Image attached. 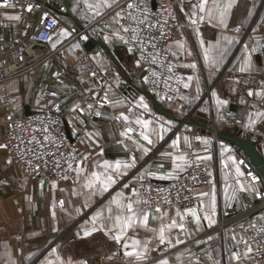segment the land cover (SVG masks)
<instances>
[{
  "label": "crops",
  "instance_id": "crops-1",
  "mask_svg": "<svg viewBox=\"0 0 264 264\" xmlns=\"http://www.w3.org/2000/svg\"><path fill=\"white\" fill-rule=\"evenodd\" d=\"M226 2L227 0H219L221 5ZM198 3L199 0H187L180 7L178 11L180 23L173 29L168 41L169 46L177 49L180 54L181 62L177 65V70L183 75L184 83L189 84L188 88L184 87L181 96L187 97L186 100L180 97V101L165 106L169 116L152 115L155 111L154 104L146 95L141 69L134 55L114 43V37L105 40V36H111V33L119 28L111 19L114 14H109L105 18L111 33H105L99 25L94 24L84 32L87 38L83 39L84 41L81 39L84 55L98 45L111 64L109 67H104L109 81V108L103 110L99 117L86 119L84 127H81L73 105L76 96L89 99L93 93V82L85 72L82 55L73 59L68 50L60 47L49 60L0 83V98L5 89L11 90L16 113L24 112L27 106L29 109H39V95L44 89L57 94L62 100L66 131L72 137L79 136L78 149L83 155H91L87 165L90 170L99 171L91 168V165L100 164L103 160L113 163L117 160L130 162L131 158L135 157V166L127 169V175L121 176L117 184L112 185L107 192L101 193L98 190L83 188L85 182L83 176L79 180L74 178L52 182L42 178L27 179L6 163L4 148H0V264H47L49 260L53 264H60L56 256L62 261L71 258L74 261H87V264H157L158 260L164 258L168 259L169 264H214V261L230 264V252L236 251L235 242L231 237L235 234L238 238L239 229L234 227L222 233L214 232L211 229L215 224L209 226L207 220L201 219L197 230L198 226L191 216L185 217L183 230L174 228L167 232L172 245L177 239L186 241L201 233H205L206 236L195 238L184 249L154 257L157 247L161 244L157 233L150 229L158 231L162 223H170V217H175L177 210L173 208H161L169 214L161 220L159 218L161 213L156 211L157 206L139 205L138 210H147L151 216L158 218L153 220L150 216L147 228L129 229L121 244L109 239L104 231L99 230V221L95 225L98 229L96 232L89 236L83 235L84 231H91L93 228L91 217L95 213L103 212L105 217L109 215L106 209L113 196L122 190L126 197L131 195V189L134 188L129 178L131 174L152 171L155 175L149 176L151 178L169 179L166 178L168 173L177 170L174 169L171 159L162 157L161 153L185 154L182 149L188 144L193 148L195 156H211L210 160L204 161L212 165L214 182L209 187L195 192L198 208L201 199L207 203L210 197H198L197 193H212L214 190L216 208L213 219L217 222L222 216L245 208L255 201L252 199L253 192L239 191L231 176L225 180V173L229 170L224 168L221 160L228 154H221L222 146L233 150L234 145L230 143L221 145L220 140H214L212 130L206 129L202 132L200 127L187 121H200L208 127H212L214 123L217 130H229L239 134L240 137H249L250 133H256L257 148L264 158V118H258L257 123L251 128L244 127L248 123L250 114L256 118V112H264V98L248 95L250 90L254 93L264 90V33L260 32L264 22V0H235L232 8L223 17V23L220 22L218 12L211 18L204 13L203 21L199 20L198 16L193 17L194 11L199 15L198 8L192 7L193 4L198 5ZM207 7H214L212 0H208ZM68 9L82 26H87L95 18L85 6L84 0H68ZM9 10L14 11L12 8ZM64 18L71 21V31L75 27L81 28L70 17L63 16ZM192 19H196V24H192ZM253 19V31L244 37L243 30L239 28L247 27ZM61 29L53 36L51 46L57 40L59 43L56 47L66 40L60 35ZM4 36L10 38L11 33ZM85 40L92 42L89 49L84 45ZM97 41L107 45L111 56ZM176 41L182 42L184 47L178 48ZM201 41H204L203 47ZM254 42L258 44L257 52L250 51ZM245 45L248 46L247 49ZM205 48L209 49L208 62L204 59ZM188 52H191V55H188ZM246 56L251 57L252 68L241 72L238 69L243 66ZM213 58L217 61L214 66L211 64ZM77 63H81L83 69H80ZM193 63L196 65L195 68L184 67ZM55 70L60 71L59 75L52 77ZM189 76L193 77L191 81L187 79ZM213 92L216 93L215 96ZM140 97L144 98V103L148 106L147 110L139 106ZM218 99L227 103L218 104ZM122 112L129 117V122L133 126L134 131L129 134L132 139L121 135L124 132L123 118L117 119V117ZM137 117L152 121L148 130L153 140L151 145L139 136L142 128L134 123ZM184 118L187 120L182 124ZM161 123L168 129L162 133V139L152 134V129H158ZM3 127L4 120L0 116V143H2ZM195 131H199L200 137L209 143L205 145L195 139L193 136ZM86 132L91 134V139L86 136ZM177 137H179V148L174 149L171 147V142ZM184 137H188L187 144L184 142ZM134 141L149 148L150 151L145 154L137 148ZM231 154L233 155L232 151ZM161 163L163 168L158 167ZM180 173L178 172L177 175ZM124 184H129L130 187L124 189ZM229 185L231 187L225 191ZM255 186L258 190L259 186H264V183ZM234 189H236V199H226L233 194ZM73 190L76 195H73ZM61 200L64 201L63 205L60 204ZM229 203L231 207L226 206ZM111 207L114 212L118 211L115 205ZM180 211L184 212V210ZM199 214L203 217L205 213L201 210ZM208 214H211L210 209ZM176 219L179 222V217ZM106 223L108 228H112V222L106 221ZM210 236L211 240L208 239ZM134 239L140 241V247L147 243L149 249L147 261L136 262L134 258L124 255V240L131 245ZM53 248L57 249L54 254ZM110 256L111 260L108 259ZM231 264L236 262L233 261ZM244 264L252 263L246 260Z\"/></svg>",
  "mask_w": 264,
  "mask_h": 264
},
{
  "label": "built area",
  "instance_id": "built-area-1",
  "mask_svg": "<svg viewBox=\"0 0 264 264\" xmlns=\"http://www.w3.org/2000/svg\"><path fill=\"white\" fill-rule=\"evenodd\" d=\"M186 1L145 0L149 8L148 22L156 24V28L151 29V32L159 36V30L162 26L165 37L157 41V49L153 50L150 46L145 49V55L149 51L156 55V61L154 63L151 62L150 58L148 60L143 59L140 51L132 52L136 61L140 60L139 66L146 92L164 107L173 105L180 99L184 92V77L177 70V65L181 62L180 54L177 49L169 48L168 41L173 29L180 23L178 11ZM9 2L14 4L15 7H0V11L12 8L21 19L18 20L17 25L12 29L10 38H6L3 33L0 34V83L49 60L56 54L58 48L63 47L71 39L80 35V32H87V28L94 24L99 25L105 33H111L108 27H105V18L109 14H115V11L119 10L118 8L106 10V14L95 17L87 26L79 28L80 32L75 27V29H72V34L69 38L64 40L59 46L53 48L51 41L62 26L63 12L68 9V0H9ZM0 3H2V0H0ZM28 4L34 6L32 11L27 10ZM161 4L165 7L170 6L171 16L168 15L167 11L163 12L162 15L157 14ZM122 6L126 7V4ZM45 13H47V16H45ZM42 19L43 23H41ZM53 20L56 23L49 28L48 25ZM253 21L254 19L247 27L239 28V30H243L244 37H247L253 31ZM125 23L127 22L125 21ZM260 32L264 33V22ZM47 37H51V39L49 40ZM82 41L84 40L82 39ZM113 41L126 50L128 49V45L119 39L114 37ZM253 47L258 49L257 42L252 44ZM173 52L176 55H172ZM83 55L82 57H84ZM77 64L80 69H83L85 66V72L93 82V93L91 97L85 99L82 96H76L73 103L74 106H79L74 108L79 116L81 127H84L86 119L99 117L94 114L96 111L102 113L103 110L109 108V102H103L105 92L108 93L109 81L105 73L93 65L86 57L83 62L84 66L81 63ZM168 64L172 65L171 72L166 67ZM59 72V70H55L52 73V77L56 76L55 74H59ZM153 73H156V75H153ZM145 77L148 78L147 82L144 80ZM52 93V91L44 89L39 95V109H30L28 113L15 112L13 105L14 95L11 90L5 89L1 94L0 116L4 120L1 142L8 144V147L4 148L5 161L27 179L42 178L47 182L64 180L61 177L64 174L63 169L67 167V164L64 163L61 168H57L54 161L60 158L61 153L67 157L68 153L73 152V150H75L73 155L77 156V159L80 156H84L78 149L79 136L72 137L65 129L62 100L57 94L52 95ZM168 96H171L172 99H167ZM89 104L93 106L91 110L88 109ZM222 112L228 115L225 110H222ZM152 115L159 117L161 114L158 111H153ZM9 116L11 120L8 119ZM122 120L124 123L123 131L127 127L133 128L129 121ZM186 120L184 118L181 123H185ZM212 122H214L213 117ZM45 125L49 126L52 137L59 143V151H56L55 146L52 144H48L44 149H41L34 142L32 144L28 143V140L33 135L37 139L43 140V134L40 131L34 130L42 129ZM212 128H214V123H212ZM256 135V133H250L249 138L256 140ZM193 136L196 139V137H200L201 135L199 131H195ZM212 136L214 140H219L215 137L213 131ZM21 140L24 143H21ZM219 143L221 145L226 144L222 141H219ZM30 148L36 152H54L55 155L51 156L46 154L42 159H35L33 153L28 151ZM182 150L185 152L187 159L195 161L196 156L194 155V150L189 144ZM22 153H27L23 159L21 158ZM232 153L238 160L244 161L242 170L245 173L251 172L258 177L256 185L258 186L262 183L259 172L248 157L235 146H233ZM29 160L32 161L31 164L28 163ZM45 161H47V166H45ZM37 164L40 165L39 170H36ZM138 174H131L129 177L130 181L134 188L140 189L142 196L151 200V204H141V207H154L159 205L163 209L173 208L179 210L191 207L198 208L195 192L199 189L209 187L214 182L212 165L205 161L199 162L198 164L194 162L191 166H187L185 171L169 179H155L146 175L144 181H139L138 179H134V177H138ZM68 175L70 177L69 179L76 178L75 173H68ZM243 179L246 182L250 180L247 176ZM141 184L148 187L150 191L146 192L143 188H140ZM156 189H162L163 191H156ZM258 191L262 193L261 197H257L253 193L252 199H255V201L252 204L231 214L222 216L211 229L214 232L222 233L223 231L237 227L240 231L238 239L243 237L253 247V259L250 260L252 264H264V255H258L255 252L257 241H264V233L257 231V229L264 227V219H262L264 217V186H259ZM184 197H188V199H184ZM165 200L168 202L166 203ZM250 224H254L255 228L249 227ZM205 236V233H201L196 235L195 238H204ZM195 238H190L180 244L175 243L173 247H168L167 244L160 245L157 247L154 257L164 256L173 251L184 249ZM242 250H244V245L240 244L239 251Z\"/></svg>",
  "mask_w": 264,
  "mask_h": 264
},
{
  "label": "snow or ice",
  "instance_id": "snow-or-ice-1",
  "mask_svg": "<svg viewBox=\"0 0 264 264\" xmlns=\"http://www.w3.org/2000/svg\"><path fill=\"white\" fill-rule=\"evenodd\" d=\"M85 6L88 8L90 12L94 14V17H100L104 14H106L105 10H112V9H119L118 11H115L114 16L111 17L114 24L119 25V28H117L115 31L111 33V36H105V40L108 41L111 38L115 37L119 39L124 44L128 45V52L132 53L134 51H140L141 57L145 60H148L150 58L151 62L156 61V55L149 51L145 55V49L150 46L151 49L155 50L157 49V41L161 38L165 37V33L161 29L159 30V36L154 35L151 32V29L156 28V24L149 23V8L145 2V0H94V2H89V0H84ZM212 3L214 7H207L208 0H199L198 5L193 4V9L198 8L199 15L197 12H192L193 17H197L198 19L203 21L205 19L204 13L207 14L209 18L213 17L216 12L219 13L220 16V22L223 23V17L225 16L226 12L232 8L233 4L235 3V0H227L226 3L221 5L219 3V0H212ZM126 4V7H123L122 5ZM0 7H15L14 4H11L9 0H2V3H0ZM32 4L27 5V10L32 11L33 9ZM167 11L168 15H172V12L170 10V6L165 7L163 4H161L160 9L158 10L159 15H162L163 12ZM45 16H47V13H45ZM8 19L11 20H20L21 17L19 15L15 16H9ZM125 21L127 23H125ZM192 24H196V19H192ZM41 23H43V19L41 20ZM56 21L53 20L51 24L48 25L49 28L52 27L53 24H55ZM109 25H105V27H108ZM60 35L62 37L69 36L70 33L65 30L61 29ZM127 35V38H126ZM87 37H82V39H86ZM47 39H51V37H47ZM59 43V40L56 41V43H53L52 47L55 48L56 44ZM177 44L178 48H183L184 45L180 41L175 42ZM201 46L203 47L204 41H201ZM73 47H79V45H73ZM170 48V46H169ZM245 48L247 49L248 46L245 45ZM258 49L256 47H253L250 49L251 52H256ZM172 55H176L175 52L172 53ZM188 55H191V52H188ZM204 59L206 62L210 60L209 57V49H204ZM216 59H211V64L214 66L216 63ZM140 60H137V64L139 65ZM47 66V65H45ZM169 72L172 71V65L168 64L166 65ZM184 67H190L195 68V63L184 65ZM252 68L251 64V57L246 56L244 60L243 66L238 69L241 72L249 71ZM59 75V74H55ZM95 75V73H93ZM153 75H156V73H153ZM147 77L144 78L145 82H147ZM170 79V77H169ZM188 81H191L193 77L189 76ZM185 88L189 87L188 83H184L183 85ZM52 95H55V93H52ZM216 93L213 92V96H215ZM249 96L256 95L257 97L264 98V90L253 92H248ZM167 99L171 100L172 97L168 96ZM181 99H187V97H181ZM103 102L107 103L110 102L108 99V93L105 92V96L103 99ZM119 103V101H117ZM218 104H226L227 101L224 100H217ZM139 106L147 110V104L144 103V98H139ZM74 107H79L78 105ZM92 105H88V109H92ZM83 111V109H81ZM131 111V109H129ZM96 116H100L101 113L99 111H96L94 113ZM255 117H252V114L249 116L248 123L244 125L246 128H251L257 123L258 118H264V112H256ZM123 118L126 122L129 121V117L124 115L122 112L117 119ZM9 120H11V117H8ZM135 124H138L141 126L142 131L139 133V136L142 140L146 141L148 145H151L153 143V140L150 138V135L148 134V130L150 125L152 124V121L142 119L140 117H137V119L134 121ZM34 131H40L43 134V140L37 139L35 135L30 137L28 140L29 144H32L33 142L39 146V148L44 149L48 144H52L55 146L56 151H59V143L57 140L52 137L49 126L45 125L42 129H35ZM134 129L132 127H127L124 132L121 133L122 136H128L129 139H132V137L129 135V133L133 132ZM168 131L167 128H165L164 124H159L158 129L153 128L152 134L157 135L158 138L162 139L163 135L162 133ZM86 136L91 139V134L86 132ZM184 142L188 143V137H184ZM197 140H200L202 143L207 145L209 141L205 140L202 137H196ZM83 142V141H82ZM21 143H24L23 140H21ZM122 143V142H121ZM136 143L137 148L141 149L145 154H147L148 151H150L149 148L144 147V145L134 141ZM8 144L6 143H0V148H7ZM171 147L176 149L179 148V137L177 139L172 140ZM207 150V149H205ZM29 152L33 153V156L35 159H42L44 155H51L54 156V152H36L34 149H28ZM75 150H73L74 152ZM231 149L222 146L221 154L224 155L227 153L225 159L221 160V164L224 166V168L228 169L229 171L225 173V180L231 176L232 179L235 180V184L238 186L239 191H249L255 193L257 197H261L262 193L257 190L256 188V182L258 181V177L253 175L251 172L245 173L242 170V166L244 164L243 160H238L236 156L231 154ZM73 152L68 153V156L65 157L63 153L60 154V158L56 159L54 161L55 166L57 168H61L64 163L67 164V167L63 169L64 174L62 175V179H69L68 173H75L76 179L79 180L81 176L84 177V183L82 185L83 188L88 190H98L99 192H107L109 188H111L112 185L117 184L119 178L121 176L127 175V169L133 168L135 166V157H132L130 162H122L120 160L113 162H109L108 160H103L102 163L91 165V168L99 169L97 170H90L89 167H87L88 162L91 159V155H84L80 156L77 159V156L73 155ZM27 153H22L21 158L23 159L24 155ZM161 156L164 158H170L173 164L174 169L177 170V172H169L168 176L166 178H174L178 172L185 171V168L187 166H191L194 162L199 163L204 160H210L211 156H196L195 161H191L186 158V154H180V155H173L172 152H163L161 153ZM11 162V161H9ZM74 162V163H73ZM29 164L32 163L31 160L28 161ZM45 166H47V161H45ZM40 165H36V170H39ZM159 168H163V164L161 163ZM154 176L155 173L152 171L142 172L138 174V177H134V179H138L139 181H144L145 176ZM211 175V173H209ZM245 176L249 177L250 180L245 182L244 178ZM53 187H55V183H53ZM124 189H128L130 187L129 184L123 185ZM231 187L230 185L226 187L225 191H228V188ZM140 188H143L146 192L150 191L148 187H146L144 184L140 185ZM156 191H163L162 189H156ZM236 189L233 190V194L229 197H226L228 200L236 199L235 196ZM73 195H76L75 190H73ZM198 197H210L209 201L205 203L203 199L200 201V210L204 211L203 217L199 214L198 209L196 208H186L184 209V212L181 213L179 209L176 210L175 217H170V223L164 224L162 223L158 229H150L151 231H155L157 233V237L159 240V243L161 245L167 244L168 247H173L171 240L169 239L167 232H170L174 228H180L183 230L185 228V217L191 216V218L195 221L197 224V230H199V224L201 222V219L207 220L209 226L216 223L215 219L213 217L215 216V208H216V198H215V192L213 190L212 193L208 192H199L197 193ZM135 197V198H133ZM184 199H188V197H184ZM167 203L168 201L165 200ZM60 204L63 205L64 201L61 200ZM141 204H151V200L149 198H145L140 194L139 188H132L131 189V195L129 197H126L123 190L118 192L115 196L112 197V199L109 201V205L107 207V212L109 215L105 217L103 215V212H97L91 217V220L93 222V228L91 231H84V236H89L93 232H96L98 229L95 226L96 222L99 221V230L104 231L106 235H108L109 239L115 241L117 244H121L123 238L125 237L126 233L129 229H135L136 227H148V221L151 216V213L144 209H139L138 206ZM112 205L116 206V209L118 211L114 212ZM227 207H231L232 205L226 204ZM210 209L211 214H208V210ZM156 211L158 213H161V216L159 217L161 220L168 217L169 214L165 211H163L160 206L158 205L156 208ZM176 217H179V222L177 221ZM158 217L151 216V219L155 220ZM264 219V217H262ZM112 222V228L107 227V223ZM242 227V226H241ZM249 227L255 228L254 224H250ZM115 230V231H114ZM259 233H264V227H261L257 229ZM114 233V234H113ZM209 240L212 239V237H208ZM231 239L235 242V246L237 248L236 251H231L229 256L230 264L231 262H236V264H244V261L246 260H252L253 259V247L249 243L248 240H245L243 237H240L239 239L234 234ZM253 239V238H250ZM177 244L183 243V241L177 239ZM244 245V251H239V245ZM123 248H124V255L129 258H134L136 262H143L148 260V246L147 243L143 245V247H140V241L138 240H132L131 245L124 240L123 242ZM130 249V250H129ZM57 249L53 248L52 253H56ZM256 254L258 255H264V241H257V248L255 249ZM47 259V258H46ZM109 260L112 259V257H108ZM56 260L60 262V264H87V261H74L71 258H69L67 261H62L59 256H56ZM47 264H53L52 261H47ZM157 264H169V261L167 258L160 259L157 261ZM214 264H220L219 261H214Z\"/></svg>",
  "mask_w": 264,
  "mask_h": 264
},
{
  "label": "water",
  "instance_id": "water-1",
  "mask_svg": "<svg viewBox=\"0 0 264 264\" xmlns=\"http://www.w3.org/2000/svg\"><path fill=\"white\" fill-rule=\"evenodd\" d=\"M63 16L70 17L79 27H82L80 22H78L70 13L69 9H67L65 12H63ZM98 44L111 56L109 48L106 44L101 43L100 41H97ZM148 98L153 102L154 104V110L158 111L161 115L169 116L168 111L165 109V107L157 102L153 96L146 93ZM232 107V106H230ZM30 109L25 107L24 113H28ZM198 127H200L201 131L204 132L207 130H212L214 132V135L217 139L224 143H230L237 147L245 156L248 157V159L252 162V164L256 167L257 171L259 172V175L261 177L262 182L264 183V158L260 151L257 148V142L256 140L249 138V137H240L239 134H234L230 132L229 130H217L215 127H208L203 122L197 121V122H190ZM68 133V132H67Z\"/></svg>",
  "mask_w": 264,
  "mask_h": 264
},
{
  "label": "rangeland",
  "instance_id": "rangeland-1",
  "mask_svg": "<svg viewBox=\"0 0 264 264\" xmlns=\"http://www.w3.org/2000/svg\"><path fill=\"white\" fill-rule=\"evenodd\" d=\"M15 15H17V14H15L14 11H12V10L10 11L9 9H4V10L0 11V32L4 33V35L7 34V36H8V34L11 33L12 29L17 25L18 20L8 19L9 16H15ZM71 27H72L71 21L68 18H64L61 28L67 30L70 33V35L66 36V37L61 36L62 39H67L71 36V34H72V31L70 30ZM73 29H75V28H73ZM78 32H80L79 29H78ZM61 37H59V38H61ZM82 37H86L84 32H80V35L71 39L68 43H66L63 46V48H65L66 50H68L71 53L73 59L80 57L81 55L84 54L82 52V41H81ZM77 44L79 45V47L74 48L73 45H77ZM65 49H64V52H65ZM83 56H84V57H82L83 59L85 57H87L93 65H95L98 69L102 70L104 73H105L104 67L106 68V67L111 66L108 58L102 52V50H100L98 45H96L92 49V51H90L89 53L87 52ZM64 64H66V63H64ZM105 75H106V73H105ZM178 101H180V99Z\"/></svg>",
  "mask_w": 264,
  "mask_h": 264
},
{
  "label": "trees",
  "instance_id": "trees-1",
  "mask_svg": "<svg viewBox=\"0 0 264 264\" xmlns=\"http://www.w3.org/2000/svg\"><path fill=\"white\" fill-rule=\"evenodd\" d=\"M84 45H85V47H86L87 49H89V48L91 47V45H92V42L89 41V40H85Z\"/></svg>",
  "mask_w": 264,
  "mask_h": 264
}]
</instances>
